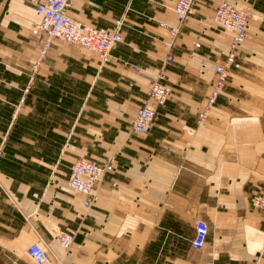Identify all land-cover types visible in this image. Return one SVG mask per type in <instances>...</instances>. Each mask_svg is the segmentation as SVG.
Wrapping results in <instances>:
<instances>
[{
	"label": "crops",
	"instance_id": "1",
	"mask_svg": "<svg viewBox=\"0 0 264 264\" xmlns=\"http://www.w3.org/2000/svg\"><path fill=\"white\" fill-rule=\"evenodd\" d=\"M221 1L197 0L180 23L177 0H73L69 15L90 25L112 31L124 17L123 41L104 63L56 40L33 74L35 6L0 0V264H35L34 242L61 264H264V211L250 203L264 193V0H230L254 17L200 124L231 41L208 20ZM172 26L180 33L167 48ZM160 69L172 95L143 136L132 121ZM82 156L115 158L90 205L67 185ZM197 219L210 227L203 250L192 246ZM69 228L66 250L57 236Z\"/></svg>",
	"mask_w": 264,
	"mask_h": 264
},
{
	"label": "built area",
	"instance_id": "2",
	"mask_svg": "<svg viewBox=\"0 0 264 264\" xmlns=\"http://www.w3.org/2000/svg\"><path fill=\"white\" fill-rule=\"evenodd\" d=\"M39 15V21L35 24L36 39L41 44L32 65V72L36 74L42 63L48 57L54 42L60 40L73 45H78L92 53L98 54L104 63L112 60L113 50L123 41L122 31L125 24L124 17L116 19L115 28L110 31L106 28L96 27L82 22L69 15L68 9L72 6L73 0H29ZM197 0H177L173 11L180 23L189 19L195 11ZM254 17L252 6L241 7L236 2L222 0L216 11L208 17L214 26L225 33L231 35L229 50L223 62L215 65L214 81L211 93L203 111L199 115V123L203 124L207 120L208 114L214 108L216 101L223 92L227 78L237 58V52L248 37V26L250 20ZM172 36L171 41L164 43L165 47L170 48L174 40L180 33V26H172L169 29ZM201 42L196 43L200 47ZM175 56L169 54L167 61H175ZM206 64L203 63L201 72H204ZM135 70L141 71L142 67L134 64ZM166 74L164 69L156 71L151 79L147 89L146 96L141 99V104L134 115L132 121L133 131L143 136L148 135L155 126L159 117L160 108L163 107L170 96L172 90L164 81ZM116 169L115 158L107 160L100 164L88 157H79L71 167V174L67 185L88 197L84 203L92 204L95 192L104 175ZM37 196V194H36ZM251 205L264 211V193H254L250 198ZM210 232L209 224L204 219L195 221V235L192 240V246L197 250H203L208 241ZM77 231L66 229L60 231L58 240L60 245L69 250L75 240ZM27 252L35 264H61L52 261L46 248L39 242L32 243Z\"/></svg>",
	"mask_w": 264,
	"mask_h": 264
},
{
	"label": "rangeland",
	"instance_id": "3",
	"mask_svg": "<svg viewBox=\"0 0 264 264\" xmlns=\"http://www.w3.org/2000/svg\"><path fill=\"white\" fill-rule=\"evenodd\" d=\"M210 21V20H209ZM165 43V42H164ZM165 46V45H164ZM57 55L58 56H60L61 55V53H57ZM65 64H67V70L68 71H71V72H76V74L77 75H80V76H82L83 75V72L84 71H82V69H81V66L80 65H75V66H72V64H69L68 65V62H72V61H68V60H64L63 61ZM77 63H82V62H80V61H78ZM137 65H139V66H141L140 64H137ZM142 67V66H141ZM143 68V67H142ZM60 75V74H59ZM58 75V76H59ZM60 77H64V75H60ZM47 85L49 86V88H50V85L51 84H49V83H47ZM63 89L62 90H60L61 91V95L62 94H65L66 92H67V87H62ZM76 88H78V89H80V87L79 86H77ZM62 102V101H61Z\"/></svg>",
	"mask_w": 264,
	"mask_h": 264
}]
</instances>
